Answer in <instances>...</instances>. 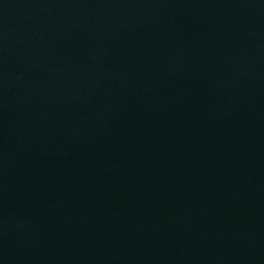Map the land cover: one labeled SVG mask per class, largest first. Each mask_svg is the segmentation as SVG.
<instances>
[{
	"label": "water",
	"instance_id": "obj_1",
	"mask_svg": "<svg viewBox=\"0 0 264 264\" xmlns=\"http://www.w3.org/2000/svg\"><path fill=\"white\" fill-rule=\"evenodd\" d=\"M0 264H264V0H0Z\"/></svg>",
	"mask_w": 264,
	"mask_h": 264
}]
</instances>
